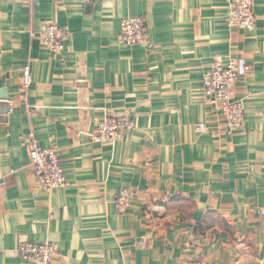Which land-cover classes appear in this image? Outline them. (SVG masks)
<instances>
[{
    "label": "crops",
    "instance_id": "obj_1",
    "mask_svg": "<svg viewBox=\"0 0 264 264\" xmlns=\"http://www.w3.org/2000/svg\"><path fill=\"white\" fill-rule=\"evenodd\" d=\"M233 2L0 0V264H28L20 245L45 241L50 264H264V0L252 31L230 24ZM130 16L145 18L148 45L120 40ZM50 24L69 35L60 55L43 43ZM232 60L252 67L233 134L204 91L214 64ZM111 115L135 128L95 140ZM32 132L58 151L65 186L38 183Z\"/></svg>",
    "mask_w": 264,
    "mask_h": 264
},
{
    "label": "built area",
    "instance_id": "obj_2",
    "mask_svg": "<svg viewBox=\"0 0 264 264\" xmlns=\"http://www.w3.org/2000/svg\"><path fill=\"white\" fill-rule=\"evenodd\" d=\"M232 26L243 30H254L256 18L253 0H234L229 16ZM44 45L54 54L60 55L66 49L67 30L59 24H50L41 32ZM120 40L128 46L148 45L146 20L140 16L125 18L121 24ZM251 66H242L236 60L228 63L216 62L204 80V91L210 102L220 113L222 124L229 133L240 130L244 124L245 104L236 96V85L244 70ZM22 81L25 88L33 82L31 66L22 67ZM135 128L134 119L129 115H111L98 125L97 141L117 142L124 140ZM197 131L206 128L203 122L195 125ZM29 162L33 173L46 191H52L67 184L66 174L55 148L41 146L34 132L28 135ZM131 194L127 189L121 190L117 199V208L124 212L129 208ZM259 217L264 220V206L259 208ZM22 260L31 264H50L56 255L53 242H24L19 247ZM189 264H208L202 261H192Z\"/></svg>",
    "mask_w": 264,
    "mask_h": 264
},
{
    "label": "water",
    "instance_id": "obj_3",
    "mask_svg": "<svg viewBox=\"0 0 264 264\" xmlns=\"http://www.w3.org/2000/svg\"><path fill=\"white\" fill-rule=\"evenodd\" d=\"M196 215H197V218H198L200 216V212H197Z\"/></svg>",
    "mask_w": 264,
    "mask_h": 264
}]
</instances>
